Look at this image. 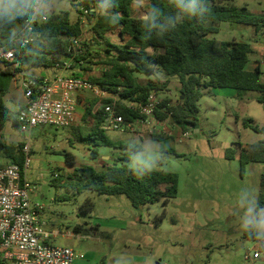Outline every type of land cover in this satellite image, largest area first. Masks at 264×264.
<instances>
[{"label":"rangeland","instance_id":"obj_1","mask_svg":"<svg viewBox=\"0 0 264 264\" xmlns=\"http://www.w3.org/2000/svg\"><path fill=\"white\" fill-rule=\"evenodd\" d=\"M141 1L148 4V0ZM217 1L250 11L264 10V0ZM83 7H87L86 0H50L45 5L49 15L68 12L71 23L79 22ZM145 9L146 6L136 7L134 16H144ZM216 27L218 31L209 38L220 43L235 40L258 47L261 41L252 27L232 22H222ZM118 32L106 36L110 44L120 45L128 40V37L120 39ZM92 33L89 28L85 39L95 46L96 52L84 60L88 64L85 75L90 74L89 78L101 75L106 68L105 50L112 49L106 40L95 38ZM250 60L261 64V82L264 83L263 54L255 52ZM52 71V68L25 67L20 75L51 76ZM140 78L167 82L165 90L155 93L158 102L167 99L169 106L175 107L184 99L178 77L158 71L152 76L140 75ZM200 91L198 125L185 129L190 131L186 138L173 116L164 119L167 133L151 118L148 123L137 121L133 131H107L112 140L141 149L130 151V160L126 163L131 168L144 167L179 176L175 198L167 204L158 200L141 209L134 208L126 195L109 196L91 191L77 194L68 187L74 168L67 165L64 152L74 155L75 167L92 165L104 170L122 163L125 151L109 146L100 147L99 158L92 159L93 146L81 139L86 137L91 119L84 122L82 116L76 124L66 128L44 125L26 130L8 121L0 129L7 144L30 142V167L26 175L37 187L31 199L44 206L42 219L46 228L59 235L52 242L83 254L84 258L74 264H264V206H259L260 194H264L261 185L264 163H251L242 170L238 156L234 160L226 157L227 149L238 151L240 145L247 147L263 139L261 134L244 126L247 119H252L259 127L264 125V108L257 101L259 94L239 95L233 89L203 87ZM107 99L113 97L85 92L78 103L82 104L85 114L90 104L95 103L98 109ZM4 100L12 107L11 113L17 114L24 100L23 89L17 81ZM125 104L134 105L128 101ZM161 135L169 138L165 141L154 138ZM2 163L7 164V161L0 158ZM54 177L62 178V186L52 183ZM89 199L94 208L84 211ZM251 226L255 227L251 231L259 234L258 240L249 237ZM77 227L81 228L79 232ZM249 252H259L261 257L248 261L245 256Z\"/></svg>","mask_w":264,"mask_h":264},{"label":"trees","instance_id":"obj_2","mask_svg":"<svg viewBox=\"0 0 264 264\" xmlns=\"http://www.w3.org/2000/svg\"><path fill=\"white\" fill-rule=\"evenodd\" d=\"M91 7L94 0H86ZM136 0H111L106 2V10L100 14H90L91 31L95 38L106 40L112 49L105 50V70L101 75L90 78L91 82L102 91L116 97L104 100L95 109L92 103L86 109L84 122L89 121L86 137L81 138L90 143L92 159L99 158V148L109 146L124 150L121 164L98 170L92 165L75 167V157L64 152L67 165L74 168L69 177L68 187L77 194L86 191L102 195H126L136 209H141L158 200L167 204L178 194L179 176L176 173L158 171L144 167L131 168V152L140 151L130 144L112 140L104 128L107 118L106 108L115 104L117 114L127 121L134 122L146 119L140 114L138 106L147 104L152 92L159 93L167 88V82L142 80L140 75H155L158 71L170 77H178L181 94L175 107L169 106L167 99L158 108L166 106L175 122L186 131L188 126L197 127L198 102L202 97L200 88L233 89L239 95L257 92V101L264 108V83L261 82L262 71L247 70L251 45L245 42H218L209 38L216 33L215 26L220 22L235 21L251 25L259 30L264 28V14L255 15L245 8L233 4L219 3L217 0H149L148 17H135L133 4ZM34 0H0V47L11 48V40L24 27L30 7ZM103 11H106L105 14ZM40 37L29 44L15 46V58L12 62H0V129L8 121L20 126L16 114L8 109L4 97L10 91L16 78L25 67L55 68L60 62L72 59L75 63L93 57L91 45L85 43L84 56L75 57L69 51L70 39L81 34L80 22L71 23L70 14L66 11L52 13L48 20L38 27ZM119 30L120 39H129L120 45H112L106 36ZM138 105L137 107L125 104ZM156 116L165 119L164 114L156 109ZM249 128L263 136L258 143L240 149H227L226 157L234 160L238 156L242 170L251 163H264V125H254L252 119L244 121ZM79 134L83 136L81 130ZM165 141L168 136H154ZM0 158L7 164L24 166L26 155L24 143L7 144L0 134ZM62 178L54 177L52 183L62 186ZM264 187V179L261 184ZM165 189H162V187ZM66 199V197H63ZM260 207L264 206V194H260ZM94 208L89 199L85 202L84 211ZM255 227L251 226L250 231ZM80 227L76 228L79 232ZM249 237L258 240L259 234L250 232ZM1 264V263H0Z\"/></svg>","mask_w":264,"mask_h":264},{"label":"built area","instance_id":"obj_3","mask_svg":"<svg viewBox=\"0 0 264 264\" xmlns=\"http://www.w3.org/2000/svg\"><path fill=\"white\" fill-rule=\"evenodd\" d=\"M111 0H97L91 7H83L80 14L81 34L70 39L69 51L75 57L86 53L85 39L92 26L90 14L106 10V2ZM48 0H34L30 7L24 27L11 40L12 47H0V62H12L15 58V46L26 45L40 37L38 27L48 20L49 14L45 9ZM94 37V33H92ZM109 35H112L110 33ZM72 59L58 63L52 68L51 76L18 77L20 88L23 89L24 104L16 114L20 127L24 130L39 126L50 125L57 128L73 126L78 121V98L85 92H92L99 96L116 97L102 91L94 85L84 74L66 75L64 72L71 67ZM155 92L148 98L147 104L138 106L140 114L146 119L134 122L127 121L117 114L115 104L106 108L107 118L104 123L106 131L134 130L136 122H147L148 119L157 120L164 133L166 120L156 116V109L172 117L166 106L158 108ZM165 111L163 112V110ZM190 126L187 127V129ZM190 131H184L186 138ZM30 142L24 144L26 160L24 166L17 164H0V263L1 264H74L83 259L80 252L71 247L57 246L52 242L58 237L49 231L42 216L44 206L31 199L37 187L27 179V170L30 167ZM261 257L259 252L246 254L245 259L254 261Z\"/></svg>","mask_w":264,"mask_h":264},{"label":"crops","instance_id":"obj_4","mask_svg":"<svg viewBox=\"0 0 264 264\" xmlns=\"http://www.w3.org/2000/svg\"><path fill=\"white\" fill-rule=\"evenodd\" d=\"M50 0H48L49 2ZM230 1V0H228ZM47 2V3H48ZM148 3H149V0H148ZM146 6V9L144 11V16H141L140 18H143V19H146L148 17V4L141 1V0H136V2L133 4V9L136 10V7H139V8H145ZM238 7V6H237ZM240 8V7H239ZM245 9L252 13V14H255V15H263L264 14V10L263 11H256V10H249L248 8L245 7ZM225 22H232L234 24H242V23H238V22H235V21H225ZM222 23V22H220ZM219 24V23H218ZM244 27H252L253 28V32L254 34L259 37V39L261 40L260 42H258V47H253L251 44V48H252V52L251 54L255 53V52H261V54H263V57H264V28H260L259 30H257L256 27L254 26H251V25H246V24H242ZM217 26V24H216ZM119 33V32H118ZM129 39V37H128ZM235 41V40H233ZM249 44V43H248ZM91 45V52H95V46L90 44ZM259 50V51H258ZM250 54V55H251ZM250 55H249V62L246 66L247 70L249 71H255L258 67H260L261 69V64L258 62V61H255V60H250ZM65 61H68V60H65ZM86 67H88V64L85 62V61H80L79 63H75L74 61H71V67L68 69V70H65V74L66 75H73V74H86L85 72L88 71V69H86ZM105 70V68H103V71ZM84 71V72H83ZM55 72V70L53 71ZM102 74V73H101ZM22 76H25V75H22ZM87 76H90V74H87ZM18 77H21V75H19ZM18 77L16 78V81L18 79ZM28 77H32V76H28ZM37 77V76H35ZM92 77H95V76H92ZM97 77V76H96ZM15 81V82H16ZM19 86H20V82L17 81ZM6 103V102H5ZM24 104V100L22 102V105H20L19 107L21 108ZM8 109L11 111L12 110V107H10L7 103H6ZM19 111V110H18ZM82 116H84V113L82 112V104L79 103V111H78V119L81 118ZM179 125V124H178ZM179 127V126H178ZM181 128V127H180ZM197 128V127H196Z\"/></svg>","mask_w":264,"mask_h":264},{"label":"water","instance_id":"obj_5","mask_svg":"<svg viewBox=\"0 0 264 264\" xmlns=\"http://www.w3.org/2000/svg\"><path fill=\"white\" fill-rule=\"evenodd\" d=\"M105 1V0H104ZM106 11H103V13L105 14ZM98 14H100V12H98Z\"/></svg>","mask_w":264,"mask_h":264}]
</instances>
